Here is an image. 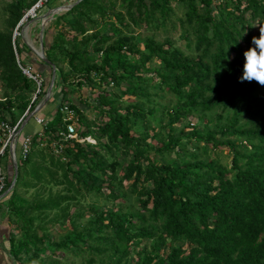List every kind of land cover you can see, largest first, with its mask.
<instances>
[{"label":"trees","instance_id":"obj_1","mask_svg":"<svg viewBox=\"0 0 264 264\" xmlns=\"http://www.w3.org/2000/svg\"><path fill=\"white\" fill-rule=\"evenodd\" d=\"M116 1L78 0L46 25L44 57L56 68L53 94L62 100L53 115L38 114L51 119L31 136V154L0 208L16 228L11 257L17 264H60L62 255L81 264H264V86L239 81L244 52L264 27V0ZM35 2L12 3L8 27ZM109 13L127 34L106 22ZM132 27L167 35L179 27L187 52L167 39L135 36ZM22 48L0 32V119L11 125L38 90L22 71ZM34 62L40 73L32 75L43 81L31 112L53 75L52 66ZM85 86L117 92L99 93L92 106L106 120L96 135L79 103L67 100V89ZM164 92L174 104L159 102ZM64 103L83 127L78 140L64 141ZM56 144L64 146L61 155ZM224 148L229 166L210 157ZM91 196L114 205L70 211ZM48 225L67 232L57 241Z\"/></svg>","mask_w":264,"mask_h":264},{"label":"rangeland","instance_id":"obj_2","mask_svg":"<svg viewBox=\"0 0 264 264\" xmlns=\"http://www.w3.org/2000/svg\"><path fill=\"white\" fill-rule=\"evenodd\" d=\"M16 1L17 0H0V32L8 30L10 33H12L13 41H14V38L15 39L18 38L19 41L21 40V45L26 46L29 49V51L32 52V55L35 59L41 60V58H40V56L42 55L41 40H42L43 35H44V34L42 35V30L43 29L45 30L46 25L50 24V22H52V21L46 22V20L50 19L51 14H53L58 9L73 6V3L77 2L78 0H52L51 2H49V5L47 7L44 6V4L46 3V0H44L43 3H41L42 0H40L38 2H35L36 0H26L27 4H31L32 2H35V5L31 9L29 8L28 10L25 11L26 16L23 18V20L19 24H17L16 27L9 28L8 27V20H9L10 13H11L10 7H11L12 3L16 2ZM112 1H116V0H112ZM226 1L227 0H216L215 2L217 5L220 3H226ZM233 1H235V0H233ZM120 4H121V1H116L117 7H119ZM108 8L111 9L109 3H108ZM116 11H117V9H116ZM112 14L113 13H109V17L107 18L106 22L114 23V18H113ZM178 15L181 16L182 14L179 12ZM125 20L128 23H130V21L127 17L125 18ZM45 23H46V25L44 27ZM114 26H116V28H118L122 34H127V31L125 29L121 28L118 24H115ZM109 28L110 27H108L106 29L99 28L98 31H100V33H102V34H105V33H107V31L110 30ZM66 29L67 28L64 26V27H62V29H60V31L65 32ZM132 31H133V34L135 36H140L142 38H146L147 36L155 37L156 40H158L160 42H164L167 39L172 44H174L177 48H180L181 50L187 52L186 41L182 40L181 30L179 29V27H177L175 32L169 33L168 35L165 34L163 30L146 31L143 28L137 29V28L132 27ZM108 33L112 34V32H108ZM116 40H117V38H112V40L110 41L109 44L114 43ZM62 67H63L65 72L69 71V68L67 66L63 65ZM47 81H49V80H47ZM75 81H77V80H75ZM90 82L95 84L94 80H91ZM66 91H67V100L72 98L79 103V105H78L79 109L81 111H83V115L85 116V118L88 121L89 129L92 132H94L95 135L98 134L97 132H98L99 128H101L102 122L105 119L103 117L101 118V115L99 114V112L94 110L92 106H95V104H96L95 101H96L99 93L100 94L103 92L108 93V92H112V91L114 92V94L117 93L115 91L114 87L108 86V88H107L104 86V87H101L99 89V92L96 90L94 91V88H90L87 86H85L82 89V91H79V92L74 93V94H71L68 91V89ZM47 92H46V95L42 96L37 101L36 108L44 100H46ZM37 93L38 92L35 93L33 100H34L35 96L37 95ZM3 95H4V91H3L2 87L0 86V98H2ZM163 96H164V99L159 101L162 104L166 105V104H171V103L174 104L175 103V99L173 96L166 94L165 92L163 93ZM61 100H62V94L60 92L53 94V91H52L49 103H47V105L44 106L43 114H45V115L46 114L47 115L52 114L53 115V112L55 111L58 104H60ZM124 101L126 102L127 98H124L122 102H124ZM63 105L67 106L69 104L64 103ZM50 119H51V117L47 118V121H49ZM189 121L192 125L197 124V120L190 119ZM177 127L180 128V126H177ZM82 128L80 130H82ZM210 157H211V159H217L219 161V163L224 165V166H229L230 162H231V156L229 155L228 150L225 148L224 149H218L217 151H214L213 154H210ZM2 166H3L5 173H6V171L9 170V172H10L9 181L13 182L15 175H14V166H13V162L11 159L10 152H8L6 154V156L2 159ZM61 190H63V189H54V190H52V193H53V195H56ZM103 192L108 194V192L106 190H104ZM47 194H48V192L46 191V195ZM34 196H35L34 190H29V192L25 194V197L28 198L29 200H32L34 198ZM4 200H6V199H4ZM119 203L120 202H118L117 204H119ZM95 204L100 209H104V208L111 209L114 205L113 202H111L110 200H107L106 198H96L94 196H91V197H86L84 200L80 201V203L77 207H74V205H72L70 211L72 212L76 209V210H85V212H86V208L88 206H94ZM1 205H3V204H0V206ZM128 206H131L130 202L125 204V207H128ZM2 207L5 208L4 205ZM6 214H7L6 209L4 211L2 210V212H0L1 216H6ZM54 215L55 214H51L50 219H52L54 217ZM86 216L88 217L89 215L86 214ZM82 222L84 223V221H82ZM66 223H67V226L69 227V225H70L69 222H66ZM12 227H13V232L15 233L16 228H15V226H12ZM48 229L49 230L47 232H49L51 234V236L57 241L60 239L61 235L65 234L67 232V230H66L67 228L65 229L66 231L65 230L61 231L59 226L48 225ZM58 260L60 261V264H81L83 262V258H76L72 255H67V256L62 255V256L58 257Z\"/></svg>","mask_w":264,"mask_h":264},{"label":"built area","instance_id":"obj_3","mask_svg":"<svg viewBox=\"0 0 264 264\" xmlns=\"http://www.w3.org/2000/svg\"><path fill=\"white\" fill-rule=\"evenodd\" d=\"M44 0L41 1L43 3ZM15 41V38H14ZM13 41V44H14ZM15 48V45H14ZM18 59V56H17ZM19 60V59H18ZM23 73L36 82L38 90L37 95L35 96L34 100L32 101V105L34 104L35 100L37 99L38 94L41 91L42 87V79L39 77H33V71L30 68H22ZM28 108L26 113L23 117L15 124L11 125L10 121L8 120H1L0 119V201L5 198L7 193V185L10 177L9 170L4 171L2 166V159L6 156L8 152H10L11 159L13 162V166L15 162L20 163L21 161H25L32 151L33 139L31 136H25L23 139H20L21 136V129L22 127L28 123L31 119L35 122L36 125L40 126L41 128L47 124V120L39 117L36 115L31 118V114L35 111L31 112V107ZM61 113L64 117V122L66 123L67 127V135L64 137V141L69 140H78L79 139V132L81 131L79 118L77 117L76 113L73 110H70L67 106L61 109ZM41 135V132H40ZM86 142L90 143L91 140L88 138L85 140ZM64 146L63 145H55L54 150L57 155H61L63 153Z\"/></svg>","mask_w":264,"mask_h":264},{"label":"crops","instance_id":"obj_4","mask_svg":"<svg viewBox=\"0 0 264 264\" xmlns=\"http://www.w3.org/2000/svg\"><path fill=\"white\" fill-rule=\"evenodd\" d=\"M21 56H22L21 57L22 62L25 64L26 68H30L32 71H34L33 73L39 72V70H40L39 66L34 62V57L32 55V52L29 51L28 48H27V50L22 48V55ZM47 76H48L47 72H45L42 75L43 78H46ZM43 110H44V108H43ZM44 120H47V119L44 118ZM41 130H42V128L40 126L36 125L35 122L30 121L26 124V126H25L23 132L21 133L20 137L23 139V137L32 136L33 134L41 132ZM4 199L5 198H3L0 201V204H2ZM0 208L3 209L2 205L0 206ZM0 212H2L1 209H0ZM11 232H13L12 225H10L6 216L0 215V264H17V262L11 257V254H10V248H9L8 240H9Z\"/></svg>","mask_w":264,"mask_h":264},{"label":"clouds","instance_id":"obj_5","mask_svg":"<svg viewBox=\"0 0 264 264\" xmlns=\"http://www.w3.org/2000/svg\"><path fill=\"white\" fill-rule=\"evenodd\" d=\"M252 45L244 52V64L239 81H256L264 86V27L260 28L259 38L253 37Z\"/></svg>","mask_w":264,"mask_h":264},{"label":"water","instance_id":"obj_6","mask_svg":"<svg viewBox=\"0 0 264 264\" xmlns=\"http://www.w3.org/2000/svg\"><path fill=\"white\" fill-rule=\"evenodd\" d=\"M83 1V0H80V2ZM72 9V6H69V7H64V8H60L58 9L57 11H55L53 14H51V17L50 19L46 20V22H49V21H52L54 19L55 16H58L60 13L64 12V11H69ZM34 11V10H33ZM32 11V12H33ZM31 12V13H32ZM46 23L44 24V27H45ZM44 34V29L42 30V35ZM43 39V38H42ZM43 40H41V50H42V55L40 56L41 60L43 62H45L47 65L49 66H52L47 60L46 58L44 57V51H43ZM52 70H53V75H52V81H51V86L50 88L48 89V92H47V97H46V100H44L36 109L35 111L31 114V118L38 115L42 109L44 108V106L49 103V100L51 98V94H52V91H53V87H54V84H55V79H56V68L54 66H52ZM27 124V123H26ZM26 124L22 127L21 129V133L23 132ZM18 165L19 163L18 162H15L14 163V179H13V182H11V187L8 189L5 197H7L10 193H12L13 189L15 188V185H16V182H17V178H18Z\"/></svg>","mask_w":264,"mask_h":264}]
</instances>
